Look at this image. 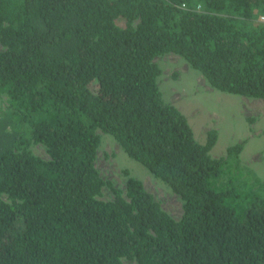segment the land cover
Here are the masks:
<instances>
[{"label":"trees","instance_id":"1","mask_svg":"<svg viewBox=\"0 0 264 264\" xmlns=\"http://www.w3.org/2000/svg\"><path fill=\"white\" fill-rule=\"evenodd\" d=\"M264 101V0H0V264H264L246 141L214 158L156 58ZM112 136L182 203L97 168ZM41 149L42 154L37 150Z\"/></svg>","mask_w":264,"mask_h":264},{"label":"rangeland","instance_id":"2","mask_svg":"<svg viewBox=\"0 0 264 264\" xmlns=\"http://www.w3.org/2000/svg\"><path fill=\"white\" fill-rule=\"evenodd\" d=\"M156 62L162 71L159 83L165 100L175 104L190 118L197 140L204 144L208 131H218L212 157H223L230 146L246 141L242 162L264 182V101L212 89L177 54L158 57ZM100 134L102 144L98 151L97 168L101 176L122 187L125 184L124 171L128 169L144 182L146 189L162 202L165 210L174 216H181L179 198L139 162L129 158L112 136ZM37 152L43 153L41 149ZM123 264L135 263L123 261Z\"/></svg>","mask_w":264,"mask_h":264}]
</instances>
